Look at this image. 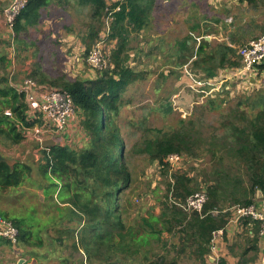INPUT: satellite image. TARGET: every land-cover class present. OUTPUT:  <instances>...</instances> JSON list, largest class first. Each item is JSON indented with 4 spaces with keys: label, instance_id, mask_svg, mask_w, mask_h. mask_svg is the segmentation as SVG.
Instances as JSON below:
<instances>
[{
    "label": "trees",
    "instance_id": "16d2710c",
    "mask_svg": "<svg viewBox=\"0 0 264 264\" xmlns=\"http://www.w3.org/2000/svg\"><path fill=\"white\" fill-rule=\"evenodd\" d=\"M71 1L80 10L78 14L83 16V20L88 13L89 25L80 34L86 60L91 50L100 43V33L107 22L108 38L111 42L115 41V46L109 53V69L100 72L94 79L51 80L38 65L28 75L43 86H60L72 97L83 137L87 140L81 149L64 143L49 148V153L42 149L46 162L43 176L50 182L47 187L41 186L44 194L53 200V194L58 192L56 202L59 215L70 222L80 223L77 230L68 232L69 229H63L62 236L70 233L74 241L73 250L82 252L90 264H115L121 256L133 258L140 254L141 249L151 242L162 243L163 235L171 233L178 237L181 252L189 251L192 257L206 264L205 258L212 252L214 234L225 230L232 219L230 209L238 205H251L259 191L264 197V108L253 118H245L243 124H224L225 134L220 138L222 147L212 152L216 164L207 174L206 182L201 180L199 186L187 174H174L160 214L143 218L139 230L127 226L125 220L130 205H125L127 200L122 197L132 186L133 175L117 118L124 105V93L141 79L140 74L128 64L130 37L145 29L156 0ZM58 2L66 10L69 1ZM49 5L50 0H27L25 8L10 28L15 42L21 44L30 38V29L39 24L42 11ZM183 47L187 49L189 41H185ZM235 53L236 50L226 43L213 48L210 42L202 39L196 49V64L208 68L209 72L236 67L238 63L232 60ZM0 60L3 62L5 58ZM259 69H264V65ZM9 78H2L4 84L0 85V138L18 145L25 138L24 129L33 124L27 120L25 94L17 91ZM7 111L11 115H7ZM146 132L153 131L147 128ZM197 140L196 124H184L179 130L154 139L146 136L134 146L133 152L158 162L166 175L168 167L172 168L170 155L193 154ZM226 156L233 160L239 170L234 171L233 165L225 164ZM31 174L29 164L0 162V192L5 195L15 192L30 181ZM201 184L208 195L203 211H187L183 205L191 195L204 189ZM120 201L123 203L120 204ZM215 211L218 213L215 214ZM36 213V208H31L17 216L9 213L8 216L0 215L11 220L19 229V246L30 249L43 246L41 232L47 226L35 217ZM244 219L254 222L255 226L253 238L249 239L252 248L246 250L243 258L251 251L258 252L260 233L259 222ZM0 244L13 247L3 237H0ZM32 255L29 263L37 259L35 254ZM146 264H179V261L159 255ZM219 264L226 263L221 260Z\"/></svg>",
    "mask_w": 264,
    "mask_h": 264
},
{
    "label": "rangeland",
    "instance_id": "374dc122",
    "mask_svg": "<svg viewBox=\"0 0 264 264\" xmlns=\"http://www.w3.org/2000/svg\"><path fill=\"white\" fill-rule=\"evenodd\" d=\"M212 1H168L173 9L184 8V12L191 16L186 40H148L145 34L142 37L134 34L130 38L127 48L128 64L140 74L141 79L129 86L124 93V105L117 121L126 146L128 166L133 175V184L122 197L127 200L124 204L130 205L125 223L137 230L143 218L160 214L161 204L166 198L168 184L173 182L174 174H187L197 182V185L202 183L201 180L207 181V174L216 164L212 152L221 150L222 147L220 138L225 134V123L243 124L245 118H253L264 108V69H259L258 72L256 69L252 73L241 71L243 64L238 56V48L251 40L243 38L235 40L237 33H234L232 27L236 22L235 20L229 24L226 22L229 17L234 18L232 13H228L226 0L220 2L223 6L219 4V14L221 17L225 15V18L215 20L217 29L212 25H209L211 26L209 29L206 23L202 31L195 28L199 24L195 20L193 9L190 11L188 7L199 5L204 10L216 11L217 8L211 5ZM1 2L10 4L9 0ZM256 4L255 1L249 4V7L256 9L255 21L264 14V6L259 8ZM239 9L242 10L241 7ZM68 13L55 11L54 17L63 15L66 19L54 24L56 32L54 40L47 37L40 39L38 33H32L30 40H24L21 44L13 40V31L6 23L3 13L4 24L0 28V37L4 36V39L0 40V59L5 58V61L0 60V85L4 84L1 82L2 78L9 77L14 85L20 84L29 78V73H32L37 65L51 80L56 81L94 79L99 75L100 72L88 64L86 50L81 40H59L57 33L64 23L73 24L74 29L71 33L79 39L80 34L85 31V26L89 25L87 12L84 20L83 16L74 18L72 13ZM251 29H262L260 33H264V24L258 23ZM183 34L182 31V36ZM100 38L103 50L109 54L115 46V41L111 42L108 38V22L102 29ZM206 38H210L206 41L210 42L213 48L225 43L232 45L236 50L232 60L238 65L212 72H209L208 68L199 67L196 64L198 60L195 57L196 49L202 39ZM185 41H189L187 49L183 47ZM47 86L52 87L50 84ZM192 123L196 124L199 134L194 153L180 155L182 160L174 168L169 166L166 175L158 166V162H152L148 156L133 152L134 146L146 136L154 139L179 130L184 124ZM147 128L153 132L147 133ZM23 135L25 138L18 145L12 144L4 137L0 138V152L4 158L15 163L29 164L32 169L30 181L8 194L11 201L5 203L7 205L4 208L12 216L36 208V217L46 223L47 228L41 232L44 242L42 247L30 249L20 245L14 249L8 246L9 252L3 256L2 263L16 264L17 259H20L25 261L23 264H90L82 252L73 250L74 241L70 233L62 236L63 229H69L68 232L77 230L80 223L70 222L65 216L62 218L59 215L56 202L58 192L53 194V200L44 194L41 186L47 187L50 183L43 176V167L46 163L44 153L29 135L26 136V133ZM67 135L70 137L67 138L65 135L62 139L63 143L70 147L81 149L87 143L80 122ZM224 160L225 164L234 166V171L239 170L228 156ZM203 184L201 186L205 189ZM122 203L123 201H120V204ZM0 204L3 205L2 202ZM231 212L233 219L234 212ZM243 219L237 221V224L225 233L221 243L223 251L229 257L228 261L233 264H253L257 260L254 251L242 257L246 250L252 248L249 244L250 238L242 227L243 222L238 224ZM229 227L228 224L226 230ZM162 238V243L151 242L141 249L140 254L133 258L121 256L115 264H146L159 255L168 256L169 259L177 258L179 264L198 263L189 251L187 253L180 251L179 239L174 234L166 233ZM31 251L37 259L29 263L33 256ZM219 256L217 264L221 261V255Z\"/></svg>",
    "mask_w": 264,
    "mask_h": 264
},
{
    "label": "built area",
    "instance_id": "2783aa9c",
    "mask_svg": "<svg viewBox=\"0 0 264 264\" xmlns=\"http://www.w3.org/2000/svg\"><path fill=\"white\" fill-rule=\"evenodd\" d=\"M26 4L27 0H11L10 4L4 9V19L10 28ZM102 43L100 42L95 46L87 58L88 64L98 72L108 70L111 65L109 54L103 50ZM238 56L243 64L242 72L252 73L256 69L258 72L259 67L264 65V34L239 47ZM12 57H14V54ZM15 87L17 91L25 94V103L28 107L27 120L33 124L32 127L24 129L26 136L29 135L31 140L36 141L41 150L45 149L42 144L46 140L53 139L57 142V145L62 144V137L75 129L79 123L78 111L72 97L61 88L43 86L32 78H26ZM6 114L11 115V112L7 111ZM45 150L48 153L50 152L49 148ZM181 160L182 158L177 154L169 157L172 168L176 167ZM207 201L206 189H202L191 195L183 207L187 211L201 213ZM230 210L234 212L236 222L243 218L259 222L261 235L264 236L263 196H257L254 203L249 206L238 205ZM217 213L218 211H215V214ZM224 233L225 230L216 232L212 242L223 236ZM0 237L9 240L14 248H17L20 244L19 229L11 220L3 217H0Z\"/></svg>",
    "mask_w": 264,
    "mask_h": 264
},
{
    "label": "crops",
    "instance_id": "0c3cea01",
    "mask_svg": "<svg viewBox=\"0 0 264 264\" xmlns=\"http://www.w3.org/2000/svg\"><path fill=\"white\" fill-rule=\"evenodd\" d=\"M2 0H0V28L4 24L3 19V11L8 6L6 3H2ZM11 0H9L10 2ZM69 3L66 6V10L63 9V6L58 2V0H50V5L42 11V15L39 21V24L36 27H32L30 29V35L32 33H38V37L41 39L43 37H47L49 40H54L56 37V32L54 31V24L58 21H64L66 19V16L58 15L57 17H54L55 11H61L64 14H70L72 13L73 17L79 16L78 13H80V10L78 7L74 6V2L71 0H68ZM168 1L171 0H156L155 6L151 12L150 18L147 22V26L145 29L138 33H134L138 36L146 35L148 40H186L187 38V31L189 29V22L191 21V16H188L184 12V8L178 7L176 9H173V7L170 6ZM223 0H213L211 2L212 6H215L217 10H204L202 6L196 5L188 7V9L191 11L193 9V13L195 14V20L199 25H196L195 28H199V31L203 30L204 23L209 25H212L217 29V23L215 20L219 21V18H225V15H222V17L219 14V4ZM225 1V0H224ZM257 2L256 6L261 8L264 6V0H226L227 3V9L228 13H232L233 17H229L227 19V23H233L235 20V24L232 27L234 29V33H237V36L235 37V40H238L239 38H243V40H253L259 36H261L264 33H260L262 29H251V27L257 26L259 24H264V14L255 21L256 17V9H252L249 7V4L253 2ZM185 2V1H183ZM223 6V4H220ZM241 7L242 10L239 8ZM258 8V9H259ZM88 11V10H87ZM261 11V10H260ZM264 11V8H263ZM86 12V11H85ZM262 12V11H261ZM189 13V12H187ZM85 14V13H84ZM250 15V16H249ZM261 27V26H260ZM61 30L58 31L57 35L59 36V40H81V37L79 39L78 36H74L73 33V24H66L64 23L61 27ZM211 26H209V29ZM262 28V27H261ZM182 31L184 32L182 36ZM253 31V32H251ZM178 33V34H177ZM132 34V35H134ZM29 35V36H30ZM131 35V36H132ZM131 38V37H130ZM4 36L0 37V40H3ZM210 38H206L208 40ZM30 40V39H28ZM200 40V39H199ZM67 138L70 137L67 134H65ZM64 135V136H65ZM41 150V149H39ZM0 192V202H2L3 205L0 204V215L8 216L9 212L5 210V203H10L11 197L8 194H4ZM257 196H262L260 192L257 193ZM9 205V204H8ZM64 206V205H61ZM1 217V216H0ZM36 217V216H35ZM37 218V217H36ZM249 220H241L239 223H242V227L245 229L246 234L249 238H253V228L255 226L254 222H248ZM248 223L245 225V223ZM237 222L234 220V218L229 222V229H225V233H227L231 227L236 225ZM217 238L214 242H212V255L206 256V264H217V260L219 259V254L221 255V260H224L226 264H233L231 261H228L227 253L223 251V247L221 246V243L223 242L224 236ZM14 248V247H13ZM10 247L0 244V264L2 263V260L4 259L5 253L9 252L8 250ZM15 249V248H14ZM33 253V251H31ZM34 254V253H33ZM231 258V255H229ZM257 260L254 261L256 263L253 264H264V236L261 235V232L259 233V243H258V252H256ZM20 259L16 261V264H20ZM197 264H202L201 260H197Z\"/></svg>",
    "mask_w": 264,
    "mask_h": 264
},
{
    "label": "water",
    "instance_id": "95a60500",
    "mask_svg": "<svg viewBox=\"0 0 264 264\" xmlns=\"http://www.w3.org/2000/svg\"><path fill=\"white\" fill-rule=\"evenodd\" d=\"M43 148L47 149V148H51V147H54L57 145V142L53 139H50V140H46L43 142ZM0 162H5L9 165H14L15 162L11 161V160H8L6 158H4L0 152ZM260 192V191H259ZM261 193V192H260ZM262 194V193H261ZM262 197V196H261ZM25 261L24 260H20V264H23Z\"/></svg>",
    "mask_w": 264,
    "mask_h": 264
}]
</instances>
